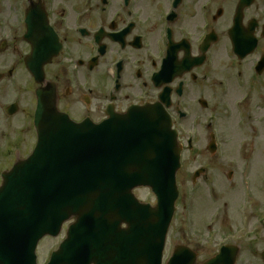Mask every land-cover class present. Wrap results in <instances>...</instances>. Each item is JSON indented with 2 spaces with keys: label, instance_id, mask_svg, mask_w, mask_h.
<instances>
[{
  "label": "flooded vegetation",
  "instance_id": "af4514ba",
  "mask_svg": "<svg viewBox=\"0 0 264 264\" xmlns=\"http://www.w3.org/2000/svg\"><path fill=\"white\" fill-rule=\"evenodd\" d=\"M167 3L168 0H129L128 3L125 0H91L88 6L73 2V7L64 11L65 14H71L67 31L62 37L63 50L53 70L62 72L55 83L64 111L75 117L89 115L95 121L101 120L104 109L110 102L106 94L113 78L111 66L118 58H124L128 62L120 71V90L124 89L126 94L114 96L116 110L122 112L130 104L154 102L158 99L163 85L159 87L156 83L153 86L151 82L152 77L160 70L159 62L152 59V56H156L158 49L161 18ZM202 4H205V0H194L182 15L180 21L184 34L177 33L174 23L169 24L172 27L173 44L187 39V34H195V28L199 24L197 22L201 18ZM233 14L231 4L215 0L207 10V20L213 27H227L232 22ZM135 17L143 21V28L136 24ZM76 27L83 29V36L74 32ZM99 30L103 35L98 46L104 47V55L97 58L93 65L97 47L95 38ZM87 78L93 80L95 84L92 86L96 89V94L88 101V105L82 90L77 86L79 80ZM175 82L177 81L173 80L168 86L172 93ZM143 83L148 89L146 98L139 87Z\"/></svg>",
  "mask_w": 264,
  "mask_h": 264
},
{
  "label": "water",
  "instance_id": "95a60500",
  "mask_svg": "<svg viewBox=\"0 0 264 264\" xmlns=\"http://www.w3.org/2000/svg\"><path fill=\"white\" fill-rule=\"evenodd\" d=\"M51 124L52 126L55 125L53 126V129L55 128L54 130H56L57 125L59 124V118H55V122L52 121ZM40 131L43 132L41 127ZM56 140L57 139L55 138H51V140H49V146L46 145V142L42 144V147L47 146V152H45V160H43V166H41V172H39V180H37V186H35V192H33V200H31V206H29V211H31V213L27 215L29 222L25 221V226H23L28 230L31 228L29 234L32 233V240H34V238L43 231H46L47 229L50 230L57 226L60 221L65 218V215H67L61 214L62 211L67 210L68 212L71 210H76L78 207L82 206L79 214L77 215L81 217L82 213L89 207L87 205L88 202L100 199L99 210L101 211L104 210L106 205L104 165L101 162L104 160V157L102 158V154L99 151H89L88 140H83L84 142L77 140V143L75 142L76 148L73 150L74 152L71 156L70 162V164L78 172V183L74 186V189L79 191L81 198L77 199L73 195V191L68 190L70 187H66L64 184L63 190L59 192V184L55 181H52L55 177L57 164L61 154V152H59V145ZM47 178L48 181H46ZM153 185L158 192L161 201L157 213L168 214L172 201V193L169 194V191L164 189V185L158 183L156 180H154ZM46 192L48 194V198L46 197ZM44 199L48 201L47 209L50 210V214L41 219V215L38 213L41 211V203L44 201ZM143 214H150V212L148 210H143ZM79 230L82 232V228H79ZM25 234H27V232ZM7 236H9L8 231L5 235L6 239ZM13 264L27 263L13 262Z\"/></svg>",
  "mask_w": 264,
  "mask_h": 264
},
{
  "label": "rangeland",
  "instance_id": "374dc122",
  "mask_svg": "<svg viewBox=\"0 0 264 264\" xmlns=\"http://www.w3.org/2000/svg\"><path fill=\"white\" fill-rule=\"evenodd\" d=\"M9 24H10V21L8 20L7 21ZM7 94V93H6ZM19 117L20 118H23L21 114H19ZM23 120V119H22ZM23 124H25V122H21ZM20 123V125H21ZM19 124V123H18ZM3 137V135L0 133V139ZM28 139V137L26 138ZM30 142V141H29ZM197 161L198 160H190L188 162V166L190 169L194 168L196 165H197ZM187 176H189L187 174L186 171L184 172H181L179 174V178L181 179L182 183H183V189L184 191H186V189H188L187 185H186V179L188 178ZM138 196L142 199H146V200H149L151 201L152 200V197L150 196V194H148L146 191H138ZM194 203H193V207H194ZM197 209V208H196ZM196 209H194L196 211ZM182 223V217L179 218V220H177V222H175L173 225H172V229H171V233L169 235V243H171L172 241L176 240L177 238H179L181 236V229H180V224ZM45 242V241H44ZM47 242H45L46 244Z\"/></svg>",
  "mask_w": 264,
  "mask_h": 264
}]
</instances>
